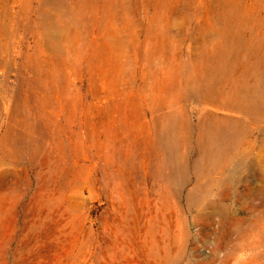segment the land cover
Wrapping results in <instances>:
<instances>
[{
    "label": "rangeland",
    "instance_id": "374dc122",
    "mask_svg": "<svg viewBox=\"0 0 264 264\" xmlns=\"http://www.w3.org/2000/svg\"><path fill=\"white\" fill-rule=\"evenodd\" d=\"M213 1L67 0L57 40L46 0H0V43L15 31L0 67V264H264V164L206 178L196 139L153 145L150 124L200 61L175 24L218 22ZM256 4L248 22L264 15ZM184 109L196 137L205 115L248 119Z\"/></svg>",
    "mask_w": 264,
    "mask_h": 264
},
{
    "label": "bare ground",
    "instance_id": "6f19581e",
    "mask_svg": "<svg viewBox=\"0 0 264 264\" xmlns=\"http://www.w3.org/2000/svg\"><path fill=\"white\" fill-rule=\"evenodd\" d=\"M258 1L261 2L260 5ZM46 2L57 13L58 18L56 22H49L50 19L43 22L42 29L44 32L49 29L57 30L58 38L55 39L59 40L71 25L69 20L64 19L67 15L63 9L67 0ZM256 2L258 6L264 7V0H246L244 9L253 10ZM212 3L218 6V22L175 24L177 32L189 39L193 48L199 52L197 54L200 61L194 68L195 73L186 77L178 95L176 97L170 95L167 99L165 97V106L170 110L162 117V127L159 128L160 126L156 124L155 116L150 128L153 129V133L158 134V138L153 141L156 149L161 152L182 148L189 150L195 147L197 141V146L203 153L200 162L205 165V170L203 168L201 174L207 178L220 170L223 173L230 170L234 175L229 180L238 182L248 178L250 173L256 170L257 165L264 164V138L260 145L256 144L257 140L254 138L255 131L264 123V15H259L260 22H248L244 9L241 11L240 7L236 8L238 0H214ZM42 16L44 18V15ZM13 33L15 31H7L6 37L0 43V67L9 63L4 58V53L9 50L10 35L13 36ZM112 35L115 37L112 42L114 49L123 54L125 46L120 40L118 28L112 31ZM40 49L42 50L43 46ZM7 92L5 87L0 86V105L8 98ZM191 100L239 112L248 119L242 121L230 116L205 115L199 124L200 133L196 137L184 109ZM179 105L185 112L182 115L178 114L181 108ZM255 149H259V153H254ZM201 163H198V168ZM246 166L252 168L250 173L239 174L241 168ZM258 179L264 181V173Z\"/></svg>",
    "mask_w": 264,
    "mask_h": 264
}]
</instances>
